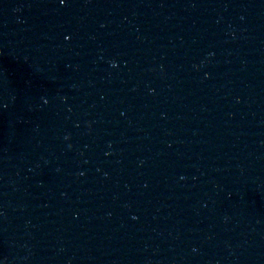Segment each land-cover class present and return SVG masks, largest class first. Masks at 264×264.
I'll use <instances>...</instances> for the list:
<instances>
[{
  "label": "water",
  "instance_id": "water-1",
  "mask_svg": "<svg viewBox=\"0 0 264 264\" xmlns=\"http://www.w3.org/2000/svg\"><path fill=\"white\" fill-rule=\"evenodd\" d=\"M0 264H264V0H0Z\"/></svg>",
  "mask_w": 264,
  "mask_h": 264
},
{
  "label": "snow or ice",
  "instance_id": "snow-or-ice-1",
  "mask_svg": "<svg viewBox=\"0 0 264 264\" xmlns=\"http://www.w3.org/2000/svg\"><path fill=\"white\" fill-rule=\"evenodd\" d=\"M60 3L63 4L64 3V0H60Z\"/></svg>",
  "mask_w": 264,
  "mask_h": 264
}]
</instances>
